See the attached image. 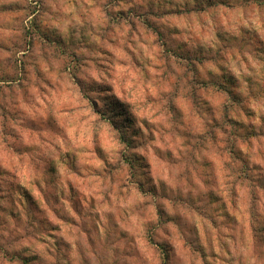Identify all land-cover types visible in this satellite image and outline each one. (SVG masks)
<instances>
[{"label":"rangeland","instance_id":"obj_1","mask_svg":"<svg viewBox=\"0 0 264 264\" xmlns=\"http://www.w3.org/2000/svg\"><path fill=\"white\" fill-rule=\"evenodd\" d=\"M0 264H264V0H0Z\"/></svg>","mask_w":264,"mask_h":264},{"label":"trees","instance_id":"obj_2","mask_svg":"<svg viewBox=\"0 0 264 264\" xmlns=\"http://www.w3.org/2000/svg\"><path fill=\"white\" fill-rule=\"evenodd\" d=\"M225 121H227V122H228V121H229V119H226ZM230 124H234V123H233V122H230ZM218 127H219L220 129H222V130H225V129H224V127H222V126H218Z\"/></svg>","mask_w":264,"mask_h":264}]
</instances>
